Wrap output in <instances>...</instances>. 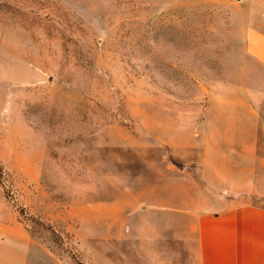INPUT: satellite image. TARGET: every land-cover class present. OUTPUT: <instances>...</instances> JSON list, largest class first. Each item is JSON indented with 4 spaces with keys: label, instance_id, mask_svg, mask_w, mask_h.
Returning a JSON list of instances; mask_svg holds the SVG:
<instances>
[{
    "label": "rangeland",
    "instance_id": "1",
    "mask_svg": "<svg viewBox=\"0 0 264 264\" xmlns=\"http://www.w3.org/2000/svg\"><path fill=\"white\" fill-rule=\"evenodd\" d=\"M204 158L264 202V0H0V221L35 261L185 264L169 200Z\"/></svg>",
    "mask_w": 264,
    "mask_h": 264
},
{
    "label": "crops",
    "instance_id": "2",
    "mask_svg": "<svg viewBox=\"0 0 264 264\" xmlns=\"http://www.w3.org/2000/svg\"><path fill=\"white\" fill-rule=\"evenodd\" d=\"M251 154L255 162L257 153ZM198 166L201 178H187L185 195L172 194L169 200L172 250L185 264H264L257 164H209L204 158ZM0 264H41L31 235L17 221H0Z\"/></svg>",
    "mask_w": 264,
    "mask_h": 264
}]
</instances>
